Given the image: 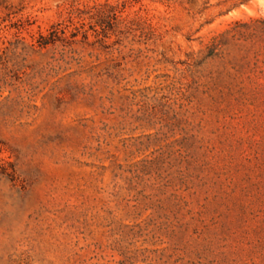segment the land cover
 <instances>
[{
  "label": "rangeland",
  "instance_id": "1",
  "mask_svg": "<svg viewBox=\"0 0 264 264\" xmlns=\"http://www.w3.org/2000/svg\"><path fill=\"white\" fill-rule=\"evenodd\" d=\"M264 0H0V264H264V100L198 62Z\"/></svg>",
  "mask_w": 264,
  "mask_h": 264
},
{
  "label": "trees",
  "instance_id": "2",
  "mask_svg": "<svg viewBox=\"0 0 264 264\" xmlns=\"http://www.w3.org/2000/svg\"><path fill=\"white\" fill-rule=\"evenodd\" d=\"M208 60L220 61L222 69L210 74L235 83L239 98L264 100V18L236 21L213 37L197 66Z\"/></svg>",
  "mask_w": 264,
  "mask_h": 264
}]
</instances>
